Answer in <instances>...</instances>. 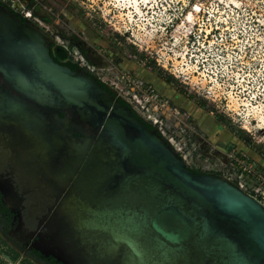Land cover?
I'll return each instance as SVG.
<instances>
[{"label":"flooded vegetation","instance_id":"flooded-vegetation-1","mask_svg":"<svg viewBox=\"0 0 264 264\" xmlns=\"http://www.w3.org/2000/svg\"><path fill=\"white\" fill-rule=\"evenodd\" d=\"M0 5L34 28L44 39L50 55L65 51V66L69 67L68 62L74 63L72 55L78 53L98 70L111 69L117 73L125 70L130 77L132 60L125 58L122 46H118L120 37L102 33L101 28L105 24L96 15L87 18L86 4L83 6L76 0H0ZM120 39L135 45L125 36ZM144 51L149 63L156 65L154 62L157 59L153 58L152 49L146 47ZM134 54L132 49L127 56ZM91 76L100 85L106 82L99 75ZM0 85L7 89L11 87L1 80ZM105 85L109 90L101 87L121 104V98L113 87ZM143 85L148 88L149 104L154 102L158 109L165 106L156 101L160 84L143 82ZM167 97L175 109L177 107L182 111L188 103L193 102L181 97V102L178 99L176 103L173 96ZM13 98L25 104L24 109H16L19 116L35 115L31 120L34 123L37 112L46 116L48 121L42 130L37 127L34 133H28L21 125L0 120V228L15 226L16 243L26 252L28 261L33 264H122V257H127L128 253L123 247L118 249L114 259L104 258L99 255V243L105 242L101 240L106 236L99 233L96 237L100 240L94 241L92 237L93 241H90V234L87 236L78 228L82 220L92 216L106 214L107 218L108 213H113L115 218H120L117 213L122 211V215L128 212V218L136 212L142 216L141 221L160 215L169 228L175 231L179 228L186 233L182 243L170 246L174 249V255L170 253L173 259L170 262L164 260L162 264H261L256 252L233 228L210 226L206 238L200 240L202 224L199 218L195 222L190 220L194 214L188 204L180 205L174 192L149 177L125 170L119 152L112 149L103 136L101 115L92 112L89 123L80 119L67 121L69 115L62 112L55 114L41 108L38 111L39 106L21 92L14 91ZM152 111L163 120L164 128L169 133L171 129L166 120L158 112ZM178 112L175 110L176 114ZM189 115L195 121L196 114ZM212 120L209 128L225 126L226 120L221 115L213 114ZM194 127L207 136L212 130H205L198 124ZM148 129L160 135L154 128ZM132 135L138 136L137 133ZM214 143L213 147L217 148ZM224 145L230 147L227 142ZM169 209L188 216L187 227L177 224L172 216L165 215ZM221 234L227 238L219 239L218 235ZM144 244L147 246L148 243Z\"/></svg>","mask_w":264,"mask_h":264},{"label":"rangeland","instance_id":"rangeland-1","mask_svg":"<svg viewBox=\"0 0 264 264\" xmlns=\"http://www.w3.org/2000/svg\"><path fill=\"white\" fill-rule=\"evenodd\" d=\"M137 1L139 11L132 0H76L86 4L87 18L96 15L103 21L102 33L135 42L133 46L117 40L125 58L132 60L130 77L125 70L95 68V74L115 82L113 88L122 96L131 100L132 94L137 95L143 113L156 116L154 110L166 120L171 129L168 136L179 146L187 167L222 175L231 172L236 154L244 159L246 169L264 165V0ZM146 47L152 49L156 65L149 63ZM132 49L135 54L128 57ZM143 82L161 85L160 94H154L165 106L158 109L154 102L149 104ZM167 96L176 103L181 97L193 102L182 111ZM190 113L196 114L195 121ZM212 113L223 116L225 126L209 128L207 136L194 126H210ZM241 171L238 168L235 175ZM14 227L0 228V264H33L16 243Z\"/></svg>","mask_w":264,"mask_h":264},{"label":"water","instance_id":"water-1","mask_svg":"<svg viewBox=\"0 0 264 264\" xmlns=\"http://www.w3.org/2000/svg\"><path fill=\"white\" fill-rule=\"evenodd\" d=\"M0 80L11 86L7 89L0 85L1 121L21 125L28 133H34L37 127L42 130L48 124L46 116L37 112L34 123L31 120L35 115L19 116L17 110L24 109L25 104L13 98L14 91L32 99L39 106L38 111L41 108L69 115L67 121L80 119L89 123L92 112L101 115L103 136L109 146L119 152L125 170L149 177L174 192L180 205L188 204L194 214L190 220L195 222L199 218L202 224L200 240L206 238L210 226L233 228L264 264V207L256 199L221 175L193 173L130 107L115 101L86 71L80 68L72 70L55 62L41 35L1 5ZM133 133L138 136L134 137ZM121 212L117 213L120 218H128V212L125 215ZM133 214L129 218L139 223V240L148 243L149 247L161 244L167 250L166 261L170 262L173 259L170 253L174 255L170 246L182 243L186 233L179 228L177 231L169 228L160 215L141 221V216L136 212ZM164 214L187 227L188 216L172 209ZM101 216L105 218L106 214ZM108 216L116 217L113 213H108ZM218 238L227 237L221 234ZM126 258L131 260L132 255L127 254Z\"/></svg>","mask_w":264,"mask_h":264},{"label":"bare ground","instance_id":"bare-ground-1","mask_svg":"<svg viewBox=\"0 0 264 264\" xmlns=\"http://www.w3.org/2000/svg\"><path fill=\"white\" fill-rule=\"evenodd\" d=\"M137 2V0H132L131 3L135 6L136 10L139 11ZM187 16V19H191L190 15ZM201 125L205 130H209V123H201ZM138 224L139 223L135 222L133 218L122 220L121 218L111 219L109 216L107 218L92 216L88 219L82 220V223L78 225V228L81 229L83 234H90L89 236L87 235L90 241H93V238L94 241L95 239L96 241L100 240V238L96 237L99 233L106 236V239L101 240L105 242L99 243L101 248H99V255L104 258L114 259L117 255L119 246L122 245L123 250L129 252L127 254L132 255L131 260L122 257V264H162V261L168 259L166 248H163L161 244L153 245V247L145 246V244L139 240ZM101 229L104 231H99ZM146 247H148V249ZM157 251L158 254L153 257Z\"/></svg>","mask_w":264,"mask_h":264},{"label":"built area","instance_id":"built-area-1","mask_svg":"<svg viewBox=\"0 0 264 264\" xmlns=\"http://www.w3.org/2000/svg\"><path fill=\"white\" fill-rule=\"evenodd\" d=\"M194 10V5L192 7ZM196 11H200L199 9ZM189 37H192V31L189 32ZM207 36V35H206ZM74 63L80 68L85 70L86 72L90 73L91 75H95V67L88 63L87 60L82 56L81 54L75 53L72 55ZM203 59L200 61L202 62ZM109 87H113L111 83L104 82ZM114 89V88H113ZM114 91H116L114 89ZM117 93V91H116ZM117 95L124 100L127 105L146 123L150 124L160 135H162L167 142L172 145L174 151L178 154H180V148L177 146V144H174L173 137L168 136V133L166 132V129L164 128L163 120L158 115H153L151 113H143V111L139 110L141 100L137 97V95H131V100L126 95L125 97L122 96L120 93H117ZM141 109H144V107H141ZM148 110V109H146ZM237 155V154H236ZM233 156L231 159V172L230 170L227 171V173L222 174L225 179L228 181L234 183L240 190L245 192L246 194L250 195L254 199H256L263 207H264V165L259 164L260 167L256 168H249L246 169L244 165V159L241 158V156ZM181 160L186 163V159L183 156H180ZM238 168H242L243 171H246L244 173L241 171V175L236 176L235 172L238 170Z\"/></svg>","mask_w":264,"mask_h":264},{"label":"trees","instance_id":"trees-1","mask_svg":"<svg viewBox=\"0 0 264 264\" xmlns=\"http://www.w3.org/2000/svg\"><path fill=\"white\" fill-rule=\"evenodd\" d=\"M51 56H52V57L54 58V60H55L56 62H58V63H63V62H64L63 60L67 58V54H66V52L63 51V50H60V52L57 53V55L51 54ZM67 65H68L72 70H74V69L77 68V65L74 64V63H70V62H68ZM101 86H102L104 89L109 90V88H108L105 84L101 83ZM119 102H120L121 104H126V105H127V103H126L124 100H122V99H119ZM144 123H145V125H146L148 128H153L150 124H148V123H146V122H144ZM188 168H189V167H188ZM189 169H190L193 173H201V170H200V169H196V168H189ZM12 257L14 258V256H12Z\"/></svg>","mask_w":264,"mask_h":264},{"label":"crops","instance_id":"crops-1","mask_svg":"<svg viewBox=\"0 0 264 264\" xmlns=\"http://www.w3.org/2000/svg\"><path fill=\"white\" fill-rule=\"evenodd\" d=\"M201 123V122H200Z\"/></svg>","mask_w":264,"mask_h":264}]
</instances>
